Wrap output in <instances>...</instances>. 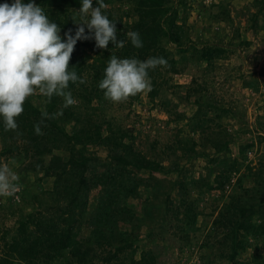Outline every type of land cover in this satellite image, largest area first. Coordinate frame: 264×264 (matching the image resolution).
<instances>
[{
    "label": "trees",
    "instance_id": "trees-1",
    "mask_svg": "<svg viewBox=\"0 0 264 264\" xmlns=\"http://www.w3.org/2000/svg\"><path fill=\"white\" fill-rule=\"evenodd\" d=\"M35 3L44 8L50 20L61 26L62 37L69 29L74 34L79 26L77 23L85 19L79 12L81 0H35ZM188 3V0H104L102 11L117 21L118 40L125 43L118 47L109 42L107 48H97L94 39L77 42L69 68L77 72L83 83L70 81L65 90L71 92L75 102L65 106L64 96L49 98L41 92L40 97H46L45 103H36L31 95L26 98L24 111L17 117L18 129L5 130L0 119V157L22 156L30 160L27 163L29 170L35 173L43 171L46 176L55 177L54 189L48 191L50 200L40 197L39 207L18 220L10 241L11 229H0V264H17L18 258L25 264H126L125 261L132 259L131 253L136 251L135 242L140 237L142 225L135 222L136 211L128 199L140 198L143 186L152 189L150 196L144 198L142 217L151 228L152 237L157 239L159 235L166 234L164 225L172 213L170 226L175 229L174 237L190 240L192 234L189 229L195 228L196 206L190 199L188 187L193 185L201 189L204 186L213 188V185L196 178L188 183L185 178L164 187L163 180L156 173L181 169L179 160H174L170 166L163 163L167 158L164 154L170 150L175 152L181 148L189 158L198 157L203 152L195 151V142L188 145L178 128L171 138L173 144L168 145L163 154L156 152L159 140L155 139L149 146L155 154L148 155L134 141L126 140L130 121L127 120L128 115L122 114L123 106L132 105L140 93L113 102L99 87L112 55L141 60L164 57L167 65L150 70L153 86L160 85L161 79L168 81L165 79L167 75L190 73L191 85L187 88L186 97L191 98L195 94L198 111L202 113L191 117L190 128L201 127L203 134L214 132L216 137L210 142L217 152L223 151L232 140L233 133L220 119L235 111L232 106L224 107L217 101L214 82L219 67L216 59L229 57L235 49L221 44L198 45L194 42L187 21H178L180 8L187 7ZM252 5L255 10L248 17L247 28L258 31L264 28V23H259L260 20L264 22V0H254ZM96 6L97 0H93V7ZM227 14L223 7L212 18L228 21ZM87 18H90V13ZM230 20L233 24L234 21ZM85 29L87 32L86 26ZM130 31L140 33L143 47L133 46L127 35ZM171 45L176 46L174 51ZM201 61L206 63L203 68L198 67L197 62ZM254 76L246 80L243 75V86L259 93L263 89L261 76L264 78V73H255ZM208 96L209 101H205ZM95 101H99L100 106ZM162 108L173 114L170 102L164 101ZM45 109L52 118L44 119L40 124L41 132L37 134L35 126L41 121V112ZM209 110L220 112L209 117ZM72 123L73 126L69 127ZM105 127L109 128L107 134L103 131ZM91 145L110 148L112 159L105 163L88 151ZM260 165L259 186L244 189L243 178L238 180L229 201L214 220V230L209 232L204 242L210 254L219 255L231 264H264V196L259 191L264 186V160ZM142 171L149 174L141 176ZM223 177L214 188L225 190L231 185L230 174ZM176 184L180 185L184 198L181 206L173 208L171 191ZM99 187L101 199L88 213L92 204L91 193ZM164 188L166 199L162 200L160 191ZM44 190L42 188V192ZM38 192H35L37 198ZM122 224H132V229H125ZM85 225L91 229L89 234L83 233ZM215 246L219 248L218 253H214ZM249 248H252L250 257L239 259ZM143 259L144 262L132 261L135 264H159L157 255L150 251L144 253Z\"/></svg>",
    "mask_w": 264,
    "mask_h": 264
},
{
    "label": "rangeland",
    "instance_id": "rangeland-1",
    "mask_svg": "<svg viewBox=\"0 0 264 264\" xmlns=\"http://www.w3.org/2000/svg\"><path fill=\"white\" fill-rule=\"evenodd\" d=\"M253 1L188 0V6L180 8L178 21L183 22L184 19L187 21L190 36L198 45L221 44L235 49L229 57L216 59L219 67L216 70L214 82V86L217 87V101L224 107L232 106L235 111L230 115H223L220 119V122L231 134L233 133L232 140L223 151L217 152L214 144L210 142V139L216 137L214 132L203 134L201 127L190 128L189 123L193 121L191 117L202 114L198 111V104L195 102L196 95L193 94L191 98L186 97L187 88L191 85L190 73L176 76L167 75L165 79L167 78L168 81L161 79L160 85L153 86L150 91L140 92L139 97L132 105H124L122 108V114L128 115L127 120L130 121L126 140L134 141L148 155L155 154V150L149 147L150 142L155 139L159 140L156 152L163 154L164 149L173 144L171 138H174L178 128L181 130L180 135L188 145L195 142V151L203 152L198 157L192 158L185 156L184 150L181 148L176 149L175 152L170 150L168 154L165 153L164 156L166 155L167 158L163 160V163L170 166L173 165L174 160H179L181 169L163 174L156 173L163 180L162 186L167 187L168 184H174L175 181L185 178L188 183L196 178L204 179L206 183L213 185V188L204 186L201 189H196L193 185L188 187L190 199L196 206L194 226L198 229H196L197 231L194 230L195 228L189 229L192 234L189 241L174 237L175 229L170 226L173 221L172 213L166 218V225H164L166 234L159 235L157 239L152 237L151 228L142 218L145 209L144 198L150 196L152 189L143 186L140 198H129L130 205L136 211L135 222L142 223L139 229L140 237L135 242L136 251L131 253L132 259L135 261H143L144 253L150 251L157 255L159 264H231L219 255L210 254L209 248L204 246V242L207 241L209 232L214 230V220L219 216L223 205L229 201L231 190L234 189V185H237L238 180L243 178L244 189H254L259 186L260 182L258 172L261 170L262 165L260 164L264 160V89L255 93L251 87H244V78L242 77L245 75L246 80H251L255 77V73H264V28L258 31L247 28L249 26L248 17L251 11L255 10L252 5ZM2 2L4 0H0V3ZM223 7L229 13L226 15L229 16V20L212 18V15H217ZM230 19L234 21L233 24ZM259 23L264 22L260 20ZM170 48L174 51L176 46L171 45ZM197 63L198 67L206 66L203 61ZM261 77L264 80L263 76ZM199 78L201 79V77ZM40 93L37 89L31 95L38 104L45 103L46 100L45 96L40 97ZM207 99L205 101H209V96ZM164 101L171 103L173 114H168L162 108ZM95 104L100 106L99 101H95ZM101 109L104 110L103 107ZM219 112L209 110L208 116L214 117ZM115 114L118 113L115 112ZM117 117L119 118V115ZM179 117L181 118L179 119ZM73 123L69 127H72ZM103 131L107 134L109 128L105 127ZM88 151L98 155L105 163L112 159L110 158L112 150L106 146L91 145ZM28 161L30 160L17 155L9 158H6L5 155L0 157V164L7 163L19 177L18 187L14 192L0 195V229L3 231L11 229L8 235L9 241L16 232L18 220L39 207L40 197L49 201L50 193L48 191L54 189L55 177L46 176L43 171L35 173L29 170ZM148 174V172H141V176ZM225 174H230L232 177L231 185L226 186L225 190L214 188ZM42 188L45 189L43 192ZM100 188L94 189L91 193L90 202L92 204L88 213L101 199ZM37 190H39V198L35 197ZM164 191L165 188L160 191L162 200L166 199ZM259 191L264 196V186ZM182 198L184 197L180 192V185L176 184L171 191L173 203L170 204H174L173 208L181 206ZM122 225L125 229H132V224ZM90 232L91 229L85 225L83 233L89 234ZM218 249L215 246L214 253H218ZM251 251L252 248H249L248 251L240 255L239 259H248ZM132 259L129 258L125 263L135 264ZM17 264L25 263L18 258Z\"/></svg>",
    "mask_w": 264,
    "mask_h": 264
},
{
    "label": "clouds",
    "instance_id": "clouds-1",
    "mask_svg": "<svg viewBox=\"0 0 264 264\" xmlns=\"http://www.w3.org/2000/svg\"><path fill=\"white\" fill-rule=\"evenodd\" d=\"M97 5L93 7V0H81L79 12L85 19L76 22L79 26L74 34L69 29L62 37L61 26L50 20L35 0L0 3V119L5 130L18 129L17 117L24 111L23 104L37 88L49 98L64 96L65 106L75 102L71 92L65 90L70 81L83 83L77 72L69 68L78 41L94 39L97 48H107L109 42L118 47L124 45L125 41L117 37V21L102 11L104 0H97ZM89 13L90 18H87ZM127 35L133 46L143 47L138 31ZM167 63L164 57L141 60L112 55L99 87L111 101H123L144 90L150 91L153 87L150 70ZM41 116L35 126L37 134L41 132L40 124L44 119L52 118L46 109ZM18 179L12 167L0 164V195L14 192Z\"/></svg>",
    "mask_w": 264,
    "mask_h": 264
}]
</instances>
